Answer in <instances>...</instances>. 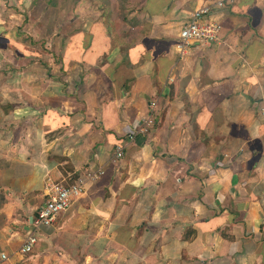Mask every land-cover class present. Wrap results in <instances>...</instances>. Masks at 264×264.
Returning a JSON list of instances; mask_svg holds the SVG:
<instances>
[{"label":"crops","instance_id":"1","mask_svg":"<svg viewBox=\"0 0 264 264\" xmlns=\"http://www.w3.org/2000/svg\"><path fill=\"white\" fill-rule=\"evenodd\" d=\"M130 1L138 39L82 0H0V40L57 44L0 52V264H264V0L211 6L217 41L182 51L217 0ZM89 172L22 253L47 182Z\"/></svg>","mask_w":264,"mask_h":264},{"label":"built area","instance_id":"2","mask_svg":"<svg viewBox=\"0 0 264 264\" xmlns=\"http://www.w3.org/2000/svg\"><path fill=\"white\" fill-rule=\"evenodd\" d=\"M235 1L238 0H217L210 6L193 11L189 20L180 29L178 50L182 51L192 44L208 45L217 41L220 25L210 19L212 14L211 6L223 8L225 5ZM261 115L264 117V110H261ZM128 138L133 139V135L129 134ZM122 156L123 148L119 146L116 148L115 158L119 159ZM98 175L95 172H89L84 179L77 178L66 183L47 182L44 194L46 199L38 207L36 215L31 222L32 229L27 233L25 244L20 251L24 254L31 252L37 242L40 228L53 223L60 213L66 212L82 194L85 180L95 179Z\"/></svg>","mask_w":264,"mask_h":264},{"label":"rangeland","instance_id":"3","mask_svg":"<svg viewBox=\"0 0 264 264\" xmlns=\"http://www.w3.org/2000/svg\"><path fill=\"white\" fill-rule=\"evenodd\" d=\"M85 5L89 7L92 6L93 11H95V15H100L101 20H105L108 24V27L114 34L122 35L126 32L127 37H135L134 39H138L139 33L141 32L138 25L132 21V18H129V14L134 9V4L132 1L128 0H82ZM130 2V5H129ZM128 5V6H127ZM91 8V7H90ZM90 8L88 9L90 11ZM91 13V11L89 12ZM126 26V27H125ZM129 26V27H128ZM124 27V28H123ZM128 27V28H127ZM142 30V28H141ZM21 33V32H20ZM141 34V33H140ZM46 35V34H45ZM19 39V40H18ZM5 38L6 42L0 40V52H11L12 57H22V60H10L7 63V66L19 65V63H24L30 59L31 53L30 49L33 51L32 56H41L43 53H53L55 54L57 51V44L50 42L46 43L47 50L43 48V45L39 42H33L28 36H20V38ZM13 43V44H12ZM15 43V44H14ZM4 44V46H3ZM2 48V49H1ZM8 50V51H7ZM46 53V54H47ZM1 62V59H0Z\"/></svg>","mask_w":264,"mask_h":264}]
</instances>
